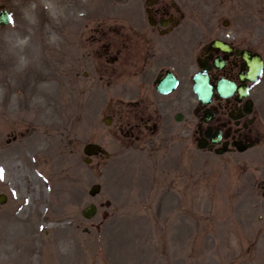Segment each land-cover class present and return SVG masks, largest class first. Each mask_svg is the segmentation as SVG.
<instances>
[{
    "label": "rangeland",
    "instance_id": "obj_1",
    "mask_svg": "<svg viewBox=\"0 0 264 264\" xmlns=\"http://www.w3.org/2000/svg\"><path fill=\"white\" fill-rule=\"evenodd\" d=\"M42 1L37 10L32 0H0L14 17L0 27V264H264V162H254L264 160V98L256 148L201 156L193 131L176 128L180 141L168 144L188 152V175L179 164L160 163L162 172L150 154L142 160L139 141L113 137L104 119L118 115L99 87L73 82L69 57L59 56L86 25L117 19V0ZM88 142L112 159L86 165ZM94 184L102 191L91 197ZM89 203L99 212L85 220Z\"/></svg>",
    "mask_w": 264,
    "mask_h": 264
},
{
    "label": "flooded vegetation",
    "instance_id": "obj_2",
    "mask_svg": "<svg viewBox=\"0 0 264 264\" xmlns=\"http://www.w3.org/2000/svg\"><path fill=\"white\" fill-rule=\"evenodd\" d=\"M127 6L122 12L136 20L97 25L88 46L79 42L72 52L80 63L76 55L82 47L88 79L102 82L104 108L118 115L112 134L139 141L137 148L151 155L166 149L173 129L181 133L190 126L210 150L209 141L217 136L227 148L236 141H259L260 113L253 99L264 96V67L250 80L256 69L242 53H259L264 60V35H253L252 27L237 31L222 17L262 13L261 0H182V8L174 0H129ZM196 76L211 87L205 104L193 90ZM175 81L171 92H161ZM220 83L229 84L233 94L222 97Z\"/></svg>",
    "mask_w": 264,
    "mask_h": 264
},
{
    "label": "water",
    "instance_id": "obj_3",
    "mask_svg": "<svg viewBox=\"0 0 264 264\" xmlns=\"http://www.w3.org/2000/svg\"><path fill=\"white\" fill-rule=\"evenodd\" d=\"M10 18L8 17L7 13L3 11L0 14V23L7 24ZM85 152L89 155L96 154L97 152H103L100 147L95 145H89L86 147ZM99 190V187L95 186L93 188L92 194L96 193ZM0 203H4V197H0ZM96 213V208L94 206H90L87 210L83 212V215L87 218H91Z\"/></svg>",
    "mask_w": 264,
    "mask_h": 264
},
{
    "label": "bare ground",
    "instance_id": "obj_4",
    "mask_svg": "<svg viewBox=\"0 0 264 264\" xmlns=\"http://www.w3.org/2000/svg\"><path fill=\"white\" fill-rule=\"evenodd\" d=\"M32 2H35L36 3V6H37V9H40L39 7L40 6H45L44 4H43V1L42 0H32ZM52 2L55 4V5H58V1L57 0H52ZM41 10V9H40ZM16 52V54L18 55V51L16 50L15 51ZM22 53H27L26 51H24V52H22ZM21 53V54H22ZM9 57H12L13 59H10V58H7V59H5L6 60V62H8L9 64H11L15 59H16V56L15 55H11V54H9ZM1 62L4 64V66H6V63L5 62H3L2 60H1Z\"/></svg>",
    "mask_w": 264,
    "mask_h": 264
},
{
    "label": "snow or ice",
    "instance_id": "obj_5",
    "mask_svg": "<svg viewBox=\"0 0 264 264\" xmlns=\"http://www.w3.org/2000/svg\"><path fill=\"white\" fill-rule=\"evenodd\" d=\"M2 178H3V170L0 169V179H2Z\"/></svg>",
    "mask_w": 264,
    "mask_h": 264
}]
</instances>
